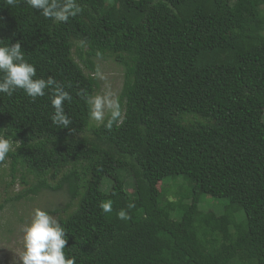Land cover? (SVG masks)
I'll return each mask as SVG.
<instances>
[{"label":"trees","instance_id":"trees-1","mask_svg":"<svg viewBox=\"0 0 264 264\" xmlns=\"http://www.w3.org/2000/svg\"><path fill=\"white\" fill-rule=\"evenodd\" d=\"M76 2L61 23L0 0V44L20 42L35 78L72 96L60 128L48 89L34 102L0 94V136L14 149L0 170L10 165L11 184L25 182L19 170L32 178L17 198L63 194L57 220L76 264H264V0ZM101 58L123 69L112 131L83 98ZM168 178L182 181L173 197L158 188ZM208 196L225 199L222 214L199 209Z\"/></svg>","mask_w":264,"mask_h":264},{"label":"clouds","instance_id":"clouds-1","mask_svg":"<svg viewBox=\"0 0 264 264\" xmlns=\"http://www.w3.org/2000/svg\"><path fill=\"white\" fill-rule=\"evenodd\" d=\"M7 6H16L18 0H3ZM33 10H39L45 19L66 23L75 17L81 8L76 0H24ZM3 39H0L2 41ZM36 77V67L29 63L22 51L20 42L0 44V94L11 97L22 91L31 101L46 95L49 90L52 123L60 128H70L71 117L65 112V102L72 100L71 94L53 78ZM88 118L107 131L119 127L123 123V110L119 99L110 92L104 94L85 95ZM13 141L0 136V162L13 151ZM102 213L113 210L112 201L101 202ZM129 208L134 205H128ZM121 220L127 219L124 210L118 213ZM20 250L16 253L18 264H76L74 258L65 254L67 235L61 223L47 210L36 207L30 218L20 227Z\"/></svg>","mask_w":264,"mask_h":264},{"label":"rangeland","instance_id":"rangeland-1","mask_svg":"<svg viewBox=\"0 0 264 264\" xmlns=\"http://www.w3.org/2000/svg\"><path fill=\"white\" fill-rule=\"evenodd\" d=\"M72 52L77 60L78 55L75 47ZM95 65L96 72L94 76L98 83V87L94 95L110 92L117 98L123 82L122 67L112 58L96 59ZM189 120L193 121L195 117L189 116ZM20 174L24 177L25 182L21 183L19 179H17L11 184L10 165L6 163L0 170V206H2L0 210V264H18L16 253L21 247L20 227L30 218V214L34 208L40 207L45 209L56 219L66 214L64 204L67 200L61 192L44 191L35 196L28 195L25 198L18 199V194L27 190L32 182L31 175L26 170H19L18 176H20ZM181 183V180L173 181V179L168 178L162 183H158V188H169L170 197H173L174 191L180 187L179 185ZM126 187L128 190L131 189L132 182L130 179H126ZM224 203L225 199L203 197L199 204V209L201 211L212 210L220 215L223 213ZM233 217L234 224L232 226L235 228L234 231H236V227H238L243 218L242 211L235 212Z\"/></svg>","mask_w":264,"mask_h":264}]
</instances>
